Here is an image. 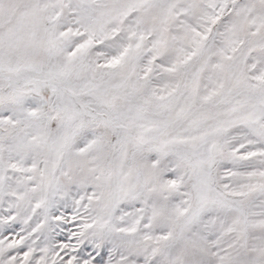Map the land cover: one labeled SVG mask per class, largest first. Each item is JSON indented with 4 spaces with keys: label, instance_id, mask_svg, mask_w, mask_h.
Instances as JSON below:
<instances>
[{
    "label": "snow or ice",
    "instance_id": "obj_1",
    "mask_svg": "<svg viewBox=\"0 0 264 264\" xmlns=\"http://www.w3.org/2000/svg\"><path fill=\"white\" fill-rule=\"evenodd\" d=\"M0 264H264V0H0Z\"/></svg>",
    "mask_w": 264,
    "mask_h": 264
}]
</instances>
